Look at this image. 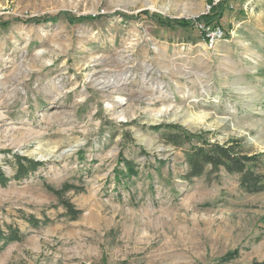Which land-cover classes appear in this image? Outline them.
<instances>
[{"label": "rangeland", "instance_id": "374dc122", "mask_svg": "<svg viewBox=\"0 0 264 264\" xmlns=\"http://www.w3.org/2000/svg\"><path fill=\"white\" fill-rule=\"evenodd\" d=\"M172 126L264 173V0H0V264L263 261L264 192L190 177Z\"/></svg>", "mask_w": 264, "mask_h": 264}, {"label": "trees", "instance_id": "16d2710c", "mask_svg": "<svg viewBox=\"0 0 264 264\" xmlns=\"http://www.w3.org/2000/svg\"><path fill=\"white\" fill-rule=\"evenodd\" d=\"M222 4H211V9L208 14H205L192 23V27L203 23L207 27L220 28V22L223 18L221 9ZM190 25V24H189ZM176 130L171 134H167L165 139L176 147H183L186 155V163L189 166L190 177L201 176L207 168L211 172L226 171L229 174L240 175V186L249 194H257L264 192V173L262 172L263 162L261 155L248 156L242 151L237 150L234 145L211 143L204 140L196 134H188L178 126H172ZM197 141L196 144H191V141ZM201 142V143H200ZM184 143H188V148L184 147ZM200 143V144H197ZM33 169L37 168V163L26 160ZM3 176L0 173V177ZM3 181V177L0 178ZM70 214H75V210L66 205ZM7 233L0 228V243L6 245L11 241L19 238L17 230L13 227L7 229ZM252 264H264L263 261H254Z\"/></svg>", "mask_w": 264, "mask_h": 264}, {"label": "built area", "instance_id": "2783aa9c", "mask_svg": "<svg viewBox=\"0 0 264 264\" xmlns=\"http://www.w3.org/2000/svg\"><path fill=\"white\" fill-rule=\"evenodd\" d=\"M196 27L204 34L205 39L209 41L211 46L215 45L224 36V31L221 28L211 29L203 23L197 24Z\"/></svg>", "mask_w": 264, "mask_h": 264}]
</instances>
